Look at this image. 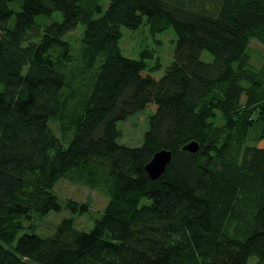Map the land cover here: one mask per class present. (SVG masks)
Instances as JSON below:
<instances>
[{
    "label": "trees",
    "instance_id": "16d2710c",
    "mask_svg": "<svg viewBox=\"0 0 264 264\" xmlns=\"http://www.w3.org/2000/svg\"><path fill=\"white\" fill-rule=\"evenodd\" d=\"M144 21L176 34L163 75L150 51L121 49L122 28ZM80 25L78 49L67 35ZM252 40L264 45V0H0V264H264ZM147 111L141 142L124 143L120 125ZM164 149L153 180L145 167ZM64 179L108 197L88 230L74 215L89 206L55 192ZM64 210L37 235L35 216Z\"/></svg>",
    "mask_w": 264,
    "mask_h": 264
},
{
    "label": "rangeland",
    "instance_id": "374dc122",
    "mask_svg": "<svg viewBox=\"0 0 264 264\" xmlns=\"http://www.w3.org/2000/svg\"><path fill=\"white\" fill-rule=\"evenodd\" d=\"M59 19H61L60 16L55 15L45 23L48 24ZM82 27L83 26L80 25L76 30L67 35V39L78 49L81 45L80 39L84 30V27ZM122 33L120 46L125 56L138 59L140 58L141 52L148 50L153 55V60L149 61L150 66H154L157 62L160 68L158 74L163 75L165 73L167 67L172 63L174 56L176 34L173 29H166L161 32L155 31L152 29V25L144 21L137 30L122 28ZM249 53L256 67L264 65V45L256 40H252ZM202 59L207 62L212 61L213 57L209 52L204 51ZM148 111L133 116L120 125L121 139L124 143L137 145L141 142L143 134L148 128ZM52 128L58 136L62 135L58 123H53ZM263 143L264 142H261V144ZM249 145L262 146L257 143V141L252 140V142H250V138L245 142L244 147H248ZM55 192L62 201L71 199L89 206V211L87 213L74 215L75 228L79 230L90 229L94 221L104 212L108 203V197L103 192L93 189L80 181L72 182L65 179L61 180L57 184ZM69 216H71V214L67 210L62 212H51L44 216H35L33 222L37 235L47 236L54 233L57 225L62 219Z\"/></svg>",
    "mask_w": 264,
    "mask_h": 264
},
{
    "label": "water",
    "instance_id": "95a60500",
    "mask_svg": "<svg viewBox=\"0 0 264 264\" xmlns=\"http://www.w3.org/2000/svg\"><path fill=\"white\" fill-rule=\"evenodd\" d=\"M198 148L199 145L197 142H191L184 146V149L188 150L191 153H195ZM171 157V151L165 149L157 152L154 155V157L145 167L151 179L156 180L165 172L167 165L171 161Z\"/></svg>",
    "mask_w": 264,
    "mask_h": 264
}]
</instances>
